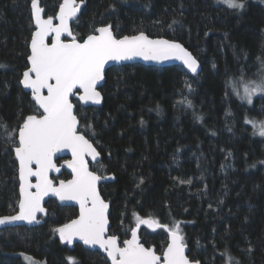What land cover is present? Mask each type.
Segmentation results:
<instances>
[{"label":"trees","instance_id":"16d2710c","mask_svg":"<svg viewBox=\"0 0 264 264\" xmlns=\"http://www.w3.org/2000/svg\"><path fill=\"white\" fill-rule=\"evenodd\" d=\"M60 2L40 0L45 16ZM102 25L117 37L142 31L180 41L202 65L197 75L180 66H113L102 105L75 104L80 131L101 153L95 166L114 177L99 186L111 203V231L127 238L134 214L178 223L189 257L201 264H264V137L245 123L264 121V94L251 105L236 95L241 73L260 78L264 0H245L241 10L217 0H87L73 29L82 40ZM33 28L30 0H0V122L7 126L35 109L19 83ZM88 124L95 136L85 133ZM3 132L0 215L14 213L19 199L17 162ZM46 207L40 225L0 229V264H107L98 251L58 240L54 229L76 215L74 207L54 200ZM143 233L145 244L163 250L168 231Z\"/></svg>","mask_w":264,"mask_h":264},{"label":"snow or ice","instance_id":"6c2138e0","mask_svg":"<svg viewBox=\"0 0 264 264\" xmlns=\"http://www.w3.org/2000/svg\"><path fill=\"white\" fill-rule=\"evenodd\" d=\"M80 2L83 3V0ZM217 2L229 9L245 8V0ZM79 10L77 0H62L55 17L44 18L45 9L41 7L40 0H30V15L35 30L31 33L28 66L19 83L31 90L36 107L32 114L21 116L14 126L0 122L6 144L11 146L18 162L20 182L19 213L0 218V224L20 220L33 222L38 212L45 211L41 202L51 193L60 201H76L79 204L78 217L54 229L62 242L71 244L73 238H78L85 245H98L107 253L111 264H199V261H191L185 255L184 238L178 223L169 227L134 214L136 226L131 228V238L123 241V247L119 246L115 235L106 237L109 204L101 198L97 187L102 177L90 171L86 162V157L96 160L99 153L90 139L78 131L79 121L71 100L80 92L79 100L101 103L102 97L97 87L104 79L108 61L134 57L157 62L175 59L182 61L194 74L197 73L198 61L181 44L166 39H150L142 31L118 39L110 25L94 28L93 34L80 42L69 25ZM54 20L58 23H54ZM65 34L71 37L70 41L61 39ZM258 75L259 80H249L241 73L243 94L237 90L236 95L249 105L253 103L254 95L264 94V63ZM186 87L191 91L190 85L186 84ZM184 102L192 107L190 100L181 101ZM245 123L252 125L254 135L264 137V121L246 117ZM85 133L96 135L91 124L85 126ZM64 150L72 155V159L66 161L72 179L61 180L56 185L49 178V172L59 171L53 157ZM32 177L35 183H32ZM140 225L168 231L170 242L162 256L140 242ZM68 259L73 261L71 257Z\"/></svg>","mask_w":264,"mask_h":264},{"label":"water","instance_id":"95a60500","mask_svg":"<svg viewBox=\"0 0 264 264\" xmlns=\"http://www.w3.org/2000/svg\"><path fill=\"white\" fill-rule=\"evenodd\" d=\"M86 1H87V0H83V3H81L80 0H79V1L77 0V3L80 4V10H79L78 13H77V17L74 18L73 20L69 21V25H70L71 30H72V23H73L74 21L77 20L79 14L81 13L83 7H84L85 4H86ZM61 2H62V0H61ZM61 2H60V3H61ZM41 7H42V6H41ZM58 11H59V6H58V9H57L56 14L58 13ZM56 14H55V15H56ZM43 15H44V14H43ZM54 17H55V16H54ZM44 18H47V17H44ZM54 23H58V21H55V20H54ZM33 26H34V30H35V25H34V23H33ZM110 26H111V25H110ZM99 27H100V26H99ZM111 29H112V27H111ZM34 30H33V31H34ZM112 32H113V30H112ZM138 33H139V32H138ZM138 33H136V34H138ZM144 33H145V32H144ZM90 34H93V32L90 33ZM113 34H114V32H113ZM136 34H131V35H136ZM145 34H146V33H145ZM73 35H74V34H73ZM114 35H115V34H114ZM131 35H127V36H131ZM146 35H147V34H146ZM87 36H88V35H87ZM87 36H86V37H87ZM124 36H125V35H124ZM147 36H148L150 39H166V40H169V41L177 42V43L181 44V45H182V46H183L188 52H190V53L193 55V53H192L187 47H185L180 41L173 40V39H169V38H166V37H163V36H161V37H151V36H149V35H147ZM86 37H85V38H86ZM122 37H123V36H120V37H117V38L119 39V38H122ZM64 38H66V39H64ZM85 38H84V39H85ZM30 39H31V38H30ZM61 39H62V40H65V41L67 42V41H70V40H71V37H69V36H67V35L65 34V35H63V36L61 37ZM82 41H83V40H82ZM82 41H80V42H82ZM29 44H30V41H29ZM28 50H29V54H30V48H29V46H28ZM193 57H195V56L193 55ZM195 58H196V57H195ZM196 59H197V58H196ZM197 61H198V69H197V73H196V74L190 72V71L184 66V64L182 63V61L175 60V59H169V60H165V61L157 62V61H145V60H143V59L140 58V57H134V58L129 59V60H122V61H108L107 64L105 65L104 79L99 83V85H98V87H97V90L100 91V93H101V97H102V99H101V103L96 104V103H93L92 101H88V102L81 101V100H79V95H80L81 93L78 92L76 96H74V97L71 98L72 103H73V105H74V111H75V108H76V107H75V104H74V102H73V99H76V100L78 101V103L80 104V106H82V107H88V106L100 107V106L102 105L104 97H103V94H102V91H101V87L103 86V84H104V82H105V73H106V71H107L109 68L113 67V66L126 65V64H135V63H139V64L146 65V66H154V67L180 66V67H182L185 71H187L190 75H197V74L200 73L201 68H202V65H201V63L199 62L198 59H197ZM21 78H22V77H21ZM20 86L22 87V89H23L26 93L29 94L31 101L34 103V101H33V99H32L31 90H30V89H25V88H23V86H22L21 84H20ZM44 94H45V95L47 94V93H46V90H44ZM34 105H35V103H34ZM35 107H36V106H35ZM75 114H76V112H75ZM28 115H29V114H28ZM77 118H78V117H77ZM78 121H79V119H78ZM79 126H80V123H79V125H78V131H79L81 134H84V133H82V132L80 131ZM85 137H86L87 139H89L86 135H85ZM90 142L93 143V141H92L91 139H90ZM93 145H94V147L96 148L97 152L99 153V156L96 158V160H93L90 156H89V157H86V162H87V164H88V168H89L90 171H92V172H94L95 174L101 176L99 173H97L96 171L92 170L91 167H90V164H95V163L99 162L100 159H101V153H100L99 149L96 147V145H95L94 143H93ZM13 153H14V152H13ZM14 158H15V155H14ZM53 159H54V162H55L56 165H57V168H59V171H50V172H49V178H50V179H52V178H51L52 176H59V175L62 173L63 170L67 171L68 174H69V177H68L67 179H58L56 182L52 179L53 182H54V184L58 185L59 182H60L61 180H65V181H67V180L72 179V172H71V169H69V168L67 167V165H66V161H70V160L72 159L71 152L68 151V150H64L63 152L57 153V154L53 157ZM57 159H62V161L60 162L59 165H58L57 162H56ZM15 160H16V159H15ZM16 162H17V161H16ZM101 177H102V179L98 182V185H97V187H98V191H99V192H100V190H99V186H100L101 183H103V182H108V181H112V180H113V175H112V174H107V175H105V176H101ZM17 179H18V193H19V183H20V182H19L18 162H17ZM30 179H31L32 183H35V178H34V177H32V178H30ZM100 195H101V193H100ZM19 197H20V194H19ZM101 198L104 200V198L102 197V195H101ZM50 199H55V200L57 201V203H58L59 205H62V206H64V205H70V206H74V207H76L77 210H78V214H77V216H76L75 218H73V219H76V218L78 217V215H79V204H78L76 201H60L56 196H54L53 194L49 193V195L45 196L44 199H43L42 202H41V203H42V207L45 209V211H44V212H38V213L36 214V219H35L33 222L29 223V222L26 221V220H20V221H6L5 223L0 224V229H2V228H8V227H20V226H24V227H32V226H37V225L42 224V223H43V219H42V217L45 216L46 213H47V208H46L45 204H46V202H47L48 200H50ZM104 201H105L106 203L109 204V209H108V219H109L110 203H109L108 201H106V200H104ZM18 203H19V201H18ZM18 213H19V207H18V204H17V211H16V212H14V213H12V214H4V215H0V218H5V217L15 216V215H17ZM143 219H148V218H143ZM70 221H71V220H70ZM70 221H68V222H70ZM68 222H66V223H68ZM64 224H65V223H64ZM62 225H63V224L57 226L56 228H58V227H60V226H62ZM135 226H136V224H135L133 227H135ZM109 227H110V221H109V226H108V229H107V232H106V237H107V236H112V235H109V234H108V233H109ZM133 227H132V228H133ZM142 227H146V228L149 229L150 231H156V230L159 229V228H148L146 225H140V227H139V229H138V237H139V239H140V229H141ZM57 236H58V238L60 239L58 233H57ZM115 236H116V235H115ZM116 237H117V236H116ZM130 238H131V230H130V236H129L128 239H130ZM60 241H61V240H60ZM117 242H118V238H117ZM140 242H141V240H140ZM169 242H170V236H169V234H168V243H169ZM63 243H66L69 247H72L75 243H80V244L83 245V247H85V248H87V249H90V250H98V251H100L101 253H103V254L106 256V258H107L109 264H111V260L108 258L107 253L104 252L103 249L99 248L98 245H85V244H84L82 241H80L78 238H73L71 244L67 243L66 241L63 242ZM168 243H167V245L165 246L164 250L167 248ZM118 244H119V243H118ZM142 244H143V243H142ZM184 244H185V243H184ZM143 245H144V244H143ZM119 246H120V245H119ZM144 246H145V245H144ZM121 247H123V246H121ZM145 247H146V248H152V249L155 251V248H154L153 246H150V247L145 246ZM164 250H163V251H164ZM187 252H188V246L185 244V255L188 257ZM162 253H163V252H162ZM156 254L162 256V254H158V253H156ZM188 258H189V257H188ZM189 260H190V259H189ZM191 261H192V260H191ZM199 264H201L200 261H199Z\"/></svg>","mask_w":264,"mask_h":264},{"label":"flooded vegetation","instance_id":"af4514ba","mask_svg":"<svg viewBox=\"0 0 264 264\" xmlns=\"http://www.w3.org/2000/svg\"><path fill=\"white\" fill-rule=\"evenodd\" d=\"M79 1V0H78ZM86 5V4H85ZM82 12V11H81ZM80 15V14H79ZM55 16V15H54ZM53 16V17H54ZM44 17H48V16H45V14H44ZM78 18H79V16H78ZM78 18H77V20H78ZM76 20V21H77ZM76 21H74L73 23H72V32H73V34L76 36V34L74 33V29H73V25H74V23L76 22ZM102 26H104V25H102ZM34 27V26H33ZM99 27V26H98ZM33 30H34V28H33ZM113 30V29H112ZM93 32V31H92ZM92 32H90V33H92ZM114 32V31H113ZM89 33V34H90ZM89 34H87V35H89ZM86 35V36H87ZM85 36V37H86ZM116 36V35H115ZM77 37V36H76ZM84 37V38H85ZM117 37V36H116ZM120 37V36H119ZM83 38V39H84ZM64 39H66V38H64ZM78 39V38H77ZM82 39V40H83ZM78 40H80V39H78ZM82 40H80V41H82ZM48 42H50V38H49V41ZM29 55V54H28ZM73 102H74V104H79L78 103V101L76 100V99H73ZM80 105V104H79ZM75 107H76V105H75ZM75 112H76V108H75ZM79 128H80V126H79ZM83 133V132H82ZM62 161V159H57L56 160V162H57V164L59 165L60 164V162ZM100 162V161H99ZM99 162H97V163H95V164H90V167H91V169L92 170H94V166L95 165H98V163ZM95 171V170H94ZM97 172V171H96ZM97 173H99V172H97ZM101 176H105V175H107L108 173H105V172H102V173H99ZM69 177V174H68V172L67 171H65V170H63L62 171V173L59 175V176H52L51 178L56 182L58 179H67ZM104 183V182H103ZM102 184V183H101ZM100 184V185H101ZM99 190H100V187H99ZM103 197V196H102ZM50 200H54L56 203H57V201L55 200V199H50ZM50 200H48V201H50ZM104 200H106V199H104ZM18 201H19V199H18ZM47 201V202H48ZM106 201H108V200H106ZM47 202H46V204H47ZM109 203H110V201H108ZM18 204V203H17ZM46 204H45V206H46ZM58 204V203H57ZM59 205V204H58ZM60 206H62V205H60ZM64 206H70V205H64ZM70 207H74V206H70ZM47 208V207H46ZM75 209H76V215L74 216V217H72L71 219H69V220H67L66 222H68V221H70V220H72L73 218H75L76 216H77V214H78V210H77V208L76 207H74ZM110 210H111V203H110ZM17 211V210H16ZM15 211V212H16ZM47 212H48V209H47ZM47 214V213H46ZM44 217V216H43ZM43 217H42V219H43ZM109 221H110V212H109ZM66 222H64V223H66ZM64 223H62V224H64ZM135 224H136V222H135ZM135 224H133L131 227H130V229H129V235H128V237L127 238H125V239H121V237L118 235V234H116V233H113L112 231H111V223H110V227H109V235H116L117 236V238H118V243H119V245L120 246H123V241L124 240H126V239H128L129 238V236H130V230H131V228L135 225ZM61 225V224H60ZM59 226V225H58ZM57 227V226H56ZM56 227H55V229H56ZM148 231V232H152V233H154V232H156V231H150L149 229H147L146 227H142L141 229H140V240H141V243H143L145 246H147V247H150V246H153L154 248H155V252L156 253H158V254H162V252H163V250H164V248H163V250L162 251H157V249H156V247L154 246V245H147V244H145L143 241H142V234H144L143 233V231ZM168 234L169 233H167V242H166V245H167V243H168ZM56 236H57V233H56ZM57 238H58V236H57ZM58 240L60 241V239L58 238ZM61 243H63L62 241H60ZM63 244H65V245H67L66 243H63ZM76 244H79V245H81L82 247H83V245L82 244H80V243H75L72 247H69L68 245V247L70 248V249H72ZM165 245V246H166ZM187 245V244H186ZM188 246V245H187ZM84 249H87V248H85V247H83ZM88 250H90V249H88ZM188 250H189V248H188ZM91 251H98V250H91ZM100 254H102V255H104L103 253H101L100 251H98ZM187 255H188V252H187ZM104 257H105V259H106V262H107V264H109V262H108V260H107V258H106V256L104 255ZM188 257H189V255H188ZM189 259L190 260H192V261H199V260H193V259H191L190 257H189ZM201 263V262H200Z\"/></svg>","mask_w":264,"mask_h":264},{"label":"rangeland","instance_id":"374dc122","mask_svg":"<svg viewBox=\"0 0 264 264\" xmlns=\"http://www.w3.org/2000/svg\"><path fill=\"white\" fill-rule=\"evenodd\" d=\"M258 95H259V94H258ZM260 95H263V94H260ZM94 170L97 171V172H99V173H102V171L99 170L98 167H96V166H94Z\"/></svg>","mask_w":264,"mask_h":264}]
</instances>
